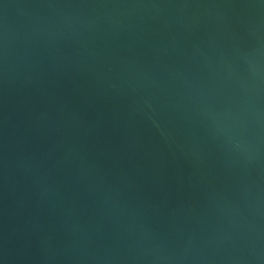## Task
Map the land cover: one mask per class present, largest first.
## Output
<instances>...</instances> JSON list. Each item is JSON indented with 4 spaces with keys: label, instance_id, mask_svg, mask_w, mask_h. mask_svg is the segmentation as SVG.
<instances>
[{
    "label": "water",
    "instance_id": "water-1",
    "mask_svg": "<svg viewBox=\"0 0 264 264\" xmlns=\"http://www.w3.org/2000/svg\"><path fill=\"white\" fill-rule=\"evenodd\" d=\"M0 264H264V0H0Z\"/></svg>",
    "mask_w": 264,
    "mask_h": 264
}]
</instances>
